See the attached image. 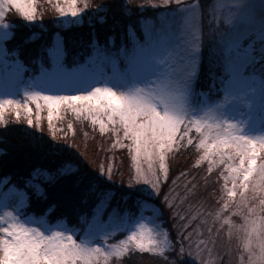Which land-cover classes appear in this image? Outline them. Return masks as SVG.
I'll use <instances>...</instances> for the list:
<instances>
[{"label": "snow or ice", "instance_id": "snow-or-ice-1", "mask_svg": "<svg viewBox=\"0 0 264 264\" xmlns=\"http://www.w3.org/2000/svg\"><path fill=\"white\" fill-rule=\"evenodd\" d=\"M66 2L67 9L58 5L56 8L61 18L71 17L75 21L83 16V11L77 7V0ZM163 3L169 5L172 0H163ZM175 3L177 7L171 11L182 18V23L178 38L174 39L173 32H169L168 40L175 47L167 52L168 59H164L160 44L153 41L149 32L146 33L145 44L131 52L122 47L115 53H103L98 62L91 60L88 64L69 69L64 62L68 54L65 38L57 33L52 45L45 49L51 61L50 69L45 70L39 81L29 85L31 91L24 92L25 101L34 102L38 110L47 107L50 129L54 114L61 106L73 113H88L93 117V125L99 123L101 133L105 132L106 124L104 119L97 120V116L106 117L115 129H122L123 139L130 144L124 145L119 139L117 144L128 147L132 152L136 176L122 190L121 199L131 201L129 211L158 212L157 220L165 217L166 207H176L170 203V193L176 181L171 182L173 188L165 191L169 177L167 155L178 152L185 142L192 145L189 134L193 131L201 137L196 147L204 151L201 160L209 161V171L213 165L233 162L228 163L229 175L224 177L232 184L231 188L225 184L228 199L236 197L237 181H241L239 187L247 192L254 174L264 185V162L258 164L259 153L264 152V134L249 135L245 131L246 123H237L226 116L229 104L242 98L250 101L252 106H258L264 114V76L257 82L250 79L247 72L257 63L264 67V13L257 20L248 11L250 5L244 0H233L227 24L221 22L217 27L215 16L210 14L208 37L213 41L212 54L223 65L224 76L219 78L222 100L208 102L201 101L195 90L200 76L202 39L192 14L198 5L180 7L182 0H175ZM261 3L264 5V0ZM121 7L127 8V5L122 4ZM109 8L106 4L100 6V10H105L98 20L101 25L108 22L106 10ZM13 10L25 22L35 23V0H0V65L8 70L10 78L14 77L19 82L22 71L26 70L20 59L22 47L38 36L33 33L22 43L7 47L8 43L16 40L18 25L6 22ZM168 27L172 28V25ZM108 42L112 43L113 37L109 36ZM257 42L259 48L256 47ZM98 43V37L90 41V45ZM121 62L123 68L120 67ZM109 72L111 76H107ZM69 90H74V93L65 94ZM19 103L11 99L0 100V122L4 120L5 105ZM26 111L27 124L31 127L32 109L28 107ZM16 117L19 119V112ZM70 147L49 141L43 146L36 163L18 173L4 174L10 187L7 192L0 191V196H27L30 206L43 204L45 213L49 215L57 211L59 202L70 204L73 199L80 198L82 203H87L89 197L96 196L98 202L94 211H102L116 196L112 169L103 166L95 171L89 169L87 162L78 154L69 153ZM226 149L233 151L229 153ZM236 158H239L238 165L234 163ZM142 159L147 160V169L142 167ZM40 173L44 175L43 181L34 183ZM193 188H186V197L195 195ZM50 200L53 203L49 204ZM242 206L243 199L238 208ZM229 208L230 204L225 202L215 218L222 219L223 224L229 226V236L233 234L232 230L244 234L248 264H264V217L252 219L237 210L232 215L244 222L236 225L230 218L222 217L224 210ZM249 211L255 212L254 209ZM176 219L181 221L177 224L179 244L170 243L161 225L145 228L144 224H139L138 229H129L126 239L105 250L100 246L108 237V229L104 225L93 227L77 242L75 234L52 229L46 233L9 212L6 216L0 215V264H100L101 259L107 264L110 255L123 256L133 249L141 253L158 252L165 264H180V258L185 254V236L191 240L192 235L185 229L187 217L177 212ZM117 227L127 225L118 224ZM167 252H171L172 256L169 257Z\"/></svg>", "mask_w": 264, "mask_h": 264}, {"label": "rangeland", "instance_id": "rangeland-1", "mask_svg": "<svg viewBox=\"0 0 264 264\" xmlns=\"http://www.w3.org/2000/svg\"><path fill=\"white\" fill-rule=\"evenodd\" d=\"M124 1L127 8H123V17L120 19L113 18V11L117 12V9L106 10L108 22L105 26L108 24L110 25L108 26L110 28L122 26V28L118 30L120 38L119 44L116 43L117 33L115 35L114 33H108L107 37H113L112 43L106 42L104 44L98 43L96 45H91L88 50L90 53L86 55L84 59L79 60L72 65H69L68 62H66L69 54V51H67L68 54L65 56L64 62L69 69L74 66L88 64L91 60H96L98 62L103 53H115L122 47L128 52H131L132 50L145 44L146 33L149 32L152 34L153 41L160 44L161 53L164 59H168L167 52L172 51L175 47V45L170 43L168 40L169 32H173L174 39L178 38L180 36V24L182 23V18L176 12L171 11V9H175L177 7L175 0H172V3L169 5H165L163 0ZM204 1L205 0H182L180 7H195L198 5L196 12L192 14L195 17V26L199 28L202 39L200 76L195 85V90L201 101L216 102L222 100L223 98V93L219 91L221 87L219 78L224 76V68L223 65L219 63L217 57L212 54L213 41L208 37L209 19L210 14L215 16L218 22L216 25L217 27L220 26L221 22L223 24H227L233 0H209L208 4ZM89 2V0H77V7L83 11V16L77 18L75 21L71 17L61 18L56 10L57 5L67 9L68 4L66 0H35V6L37 9V20L35 23L29 24L25 22L14 10L8 14L6 22L19 25L14 21H11V19L20 20L21 25L26 26L29 29H33V33H36L38 37H40L43 33H49L51 29L53 30L55 28L56 32L47 40V43L43 47L45 50L52 45L57 33L66 38L67 36L65 34L70 29H75L76 33L69 36V38H80L78 33L81 29H83L82 26L93 25L94 23H92V20L98 22L99 18L105 14V10H100V6L105 4L97 6L93 4V8L92 6L90 7ZM244 2L250 5L248 11L252 13L257 20L260 18L261 14L264 13V5H262L261 0H244ZM85 6L87 7L85 8ZM45 8H48L50 11L58 14L54 19L51 18V23L45 24L43 20V11ZM134 16L136 18H134ZM116 22L118 23L115 24ZM169 25H172V28H169ZM18 29L19 27L16 28V33ZM93 31H96V29ZM76 40L71 41L70 39L68 43H66L65 40L66 49H69L70 46L76 44L78 42ZM21 41H23L22 38ZM12 44H14L13 41L8 43L7 47L11 48ZM256 47L259 48L258 42L256 43ZM20 59L23 61V65L26 70L22 71V80L19 82H17L14 77L10 78L8 70L0 65V100L11 99L13 101L20 102L19 105H5L3 112L4 120L0 122L1 124H4L5 120H7L10 116L9 114L13 112L14 116H16L17 112H19V117L25 116L27 114L26 109L28 107H30L34 112L36 121L38 120L40 122V119H43L44 116L47 117L48 114L46 106L38 110L34 102L25 101L24 92L25 90H32L29 85L33 81H39L42 78L45 70L50 69L51 61L49 60V63H45L41 59H38V68L37 71H34L33 68L25 64L24 59L21 58V56ZM259 64L260 63H257L247 69L250 79L257 82H259L261 77L264 76L254 70L257 67H262V65ZM123 66V62H121L120 67L123 68ZM207 66L209 67V71H207L206 77L208 78L210 87L205 90L201 86V82H204L201 80V77L205 73L206 70L204 71V69ZM107 76H111V73L109 72ZM104 79L107 80V77ZM153 79H155V77ZM213 84L215 87H211ZM73 93L74 90H69V92L65 94ZM40 103L43 104V101H40ZM226 116L228 119L234 120L237 123H246L247 127L245 131L249 135L259 136L264 134V114H262L261 109L258 106H252L251 102L246 98L238 99L233 103H230L226 109ZM63 118L71 122L76 121L78 118H85L92 123L93 117L85 112H80L79 114L73 113L70 109H66L65 106H61L54 114L51 128L52 133H56L55 126L59 125V121ZM96 118L97 120H105V132H109L112 136L111 140L113 145H116L113 148L116 150L121 148L120 145L117 144L118 139L121 140L124 145L130 144V141L123 139L122 129H115L114 125L107 122L106 117L97 116ZM45 119L47 120V118ZM94 126L99 129V123ZM117 131H119V136H117ZM189 135L193 140V152L195 153L191 168L186 167L187 169L182 170L183 172L177 174L172 173L171 168L174 167V162L171 158L173 157L172 155L175 154L169 153L166 158V163L169 166V177L165 191L173 188L171 182L175 180L176 184L174 190L170 193L172 198L170 203H174L176 205V214L179 212L180 215L184 217L186 216L187 220L185 223L188 224L190 222L191 224V229L187 232L192 235V239L188 240L187 236H185V254L180 258V264H248L249 257L247 252L244 250L243 245L244 234L239 231L232 230L233 234L229 236V226L223 224L222 219H216L215 214L222 209L223 204L227 202L230 204V208L224 210L222 213V217L224 219L230 218L236 225L242 224L244 221L240 217L232 215L233 212L240 210L248 214L252 219L259 220L261 217H264V185L261 184L260 178L254 174L253 177L250 178L247 192H243V189L239 187L241 181H237V195L236 197L228 199L225 184H227L228 188H231L232 184L230 180L226 181L224 177L229 175L227 171L228 163L233 162L226 161V163L222 165H213L211 171H209V161L201 160V157L204 155V151L196 147L201 137L195 131L191 132ZM186 145L188 144L185 142L184 146ZM226 151L231 153L233 150L226 149ZM128 152L130 171H128L127 177L121 182V184L124 185V188H127L128 182L130 180L134 181L136 176L132 161V152L129 148ZM262 162H264V152H260L258 157V164ZM140 163L144 169H147V160L142 159ZM234 163L238 165L239 158H236ZM176 166H178V163ZM198 169H200L203 173L200 177H197ZM96 170H98V168ZM213 171H217V179H215V182H217L216 187L212 188L211 195L204 194L203 190L207 187L206 181L211 176ZM181 173H185V175H181ZM134 186L138 187L141 185ZM186 188H193L195 195L186 197ZM242 199L243 206L238 208V206L242 203ZM27 206V196L21 197L19 194H15L9 198L0 196V215L6 216L9 212L17 214L22 222H30L31 226L39 227L46 233L49 232V229H52L75 234L77 242H80L84 238V234L93 227L104 225L108 229V237L105 241L101 242L100 246L105 248V250H110L109 246L119 244L121 240L126 239L127 235L130 234L129 229H138L139 224H144L145 228L154 227L156 224L161 225L162 231L168 234L170 243H176L171 238L170 232L165 228L162 220L156 219V216L159 215L158 212L153 213L152 211H139L138 213H135L129 211L128 209L120 210L119 208H112L105 213L108 206L107 204L102 211H95L89 221L85 223L82 231L78 233V230L68 229L63 222L51 223L48 222L46 218H39L35 215H28L24 213L22 209ZM251 209H254L255 212H250L249 210ZM177 222L178 224L180 223L179 221ZM118 224H126L127 227L118 228ZM93 246H95V244H93ZM116 257L120 256L114 254L110 255L107 259V263L111 262ZM100 262L105 263L103 259H101Z\"/></svg>", "mask_w": 264, "mask_h": 264}, {"label": "trees", "instance_id": "trees-1", "mask_svg": "<svg viewBox=\"0 0 264 264\" xmlns=\"http://www.w3.org/2000/svg\"><path fill=\"white\" fill-rule=\"evenodd\" d=\"M89 1L90 7L92 6L93 8V4L95 6L106 4L110 6L109 9H117V12L113 11V18L115 19H120L123 17V8L121 5L124 4V0ZM204 2L208 4L209 0H205ZM56 15H58L56 12H52L48 8H45L43 11V20L45 24L51 23V18L54 19ZM134 18L136 17L134 16ZM11 21L19 24V29L16 33L17 40L13 41L14 44H19V42L22 43L21 38L24 40L33 33V29H29L26 26L21 25L20 20L11 19ZM92 23L94 24L90 26H82L83 29H81L78 33L80 38H69V36L76 33L75 29H70L65 34L67 36L65 38L66 43H68L70 39L71 41L79 39L76 40L78 41L76 44L70 46V48L67 49L69 54L66 62H68L69 65L84 59L85 56L90 53L88 50L90 49V41L93 37H98L99 44H104L108 42V33H114V35L117 33L116 43L119 44L120 38L118 30L122 28V26L110 28L108 27L110 26L109 24L107 26H105V24L101 25L95 20H92ZM94 29H96V31H93ZM55 32V28L53 30L51 29L49 33H43L32 43L26 44L22 47L21 58H23L25 64L33 68L34 71H37L38 59H41L45 63H49L50 59L45 54L43 47L47 43V40L51 38ZM206 68L204 69V71L206 70L205 73L201 77V80L204 81L201 82V86L205 90L210 87V83L206 77L209 67L207 66ZM263 69V67H257L254 70L257 73L264 75ZM9 115L10 116L7 120H5L4 124L0 123V184L3 185H0L1 191L7 192L10 187L9 183L5 179L4 174L18 173L21 170H26L31 166V164L36 163L37 157L40 156L43 146L51 141L53 144L71 146L68 149L69 153L73 155L78 154L80 158L87 162L88 168L93 171H95L97 168L99 169L101 166H103L105 169L111 167L116 196L108 203L105 213L112 208H119L120 210H129L131 208V201L124 202L121 199L123 194L122 190L125 189L121 182L127 177L128 171H130L128 147H121L118 150L113 148V143L111 140L112 136L108 131L101 133L100 129L96 128L85 118H78L74 122L67 121V119L63 118L59 121V125L55 126L56 133H52L48 126V122L45 119L47 118L46 116H44L43 119L41 118L40 122L38 120L36 121L34 112L32 111L31 118L33 120V125L29 127L27 124L28 113L23 117H19V119L14 116V112ZM69 125H71V127H69ZM53 134L55 135V139H53ZM193 149V145H186L180 148L178 152H175V155H172L173 157L171 160L173 159L174 162V167L171 168L172 173L177 174L183 172L182 170L187 169L186 167L191 168L195 155ZM177 163L178 166H176ZM202 174V171L198 169V176H196L200 177ZM43 179V173H40L38 174L34 183L43 181ZM215 179H217V171H213L211 176L206 181L207 187L203 190L204 194H212V188H215L217 183L215 182ZM97 202L98 198L96 196L89 197L87 203H82L80 198L73 199L70 204L59 202L60 206L57 211L49 215L45 213V206L43 204L39 206L33 204L30 206L28 201V206L22 209V211L28 215L32 214L39 218H46L48 222L51 223L63 222L68 229L78 230V233H80L85 223L93 216V213L95 212L94 207ZM48 203L51 204L53 201L50 200ZM132 212L138 213L139 210L133 209ZM175 214V208L169 209L166 207L165 217L161 218V220L162 223H164L165 228L170 232L171 238L174 237V241L176 243H180V235L177 234V221L179 220L176 219ZM179 222L181 223V221ZM185 225V229L190 231V222L188 224L185 223ZM166 254L169 257L172 256L171 252H167ZM100 264L105 263L100 262ZM107 264H165V260L163 257L159 256L158 252L141 253L138 250L133 249L132 252L120 257H116Z\"/></svg>", "mask_w": 264, "mask_h": 264}]
</instances>
